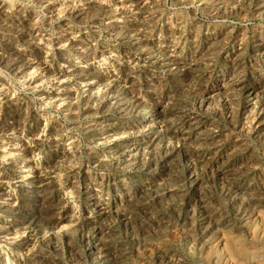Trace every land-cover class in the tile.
Here are the masks:
<instances>
[{
	"label": "rangeland",
	"instance_id": "obj_1",
	"mask_svg": "<svg viewBox=\"0 0 264 264\" xmlns=\"http://www.w3.org/2000/svg\"><path fill=\"white\" fill-rule=\"evenodd\" d=\"M5 1L10 5L8 11L12 21L8 19L5 26H0V47L14 38L15 26L24 28L23 21L32 12L38 18L34 19L38 21L34 22L35 26L41 27V31L38 28V36L42 35L47 53L50 50L53 55H45L47 62L53 63V70L47 72L39 65V59H35L36 68H32L35 71L30 69L28 76L17 77L19 72H12L0 62V76L3 78L0 77V103H3L0 104L3 116L0 114V127L5 126L0 129V141L4 142H0V264H103L105 261V264H264V0H160L155 4L148 1L150 5L147 3L144 7L138 3L139 0H93L113 13L115 11L124 30L113 37L107 32L106 25L96 23L92 17L77 21L71 15V8L68 9L69 0H46L57 6L60 4L56 7L59 11L54 10L55 13L45 6L46 3L41 5V0H12L13 3L10 0L11 4L9 0ZM103 2L108 3L107 6ZM132 10H136L135 14ZM63 19L69 21L64 22ZM66 28L71 29L69 31L76 36L77 42L81 39L90 41V52L94 50L97 53V58L91 63L94 65L92 72L99 78H89V82L82 85L79 75H70L74 67L61 60L62 51L66 49L64 54L71 55L70 60L77 63L80 59L77 55L81 56L83 50L72 47L68 42L58 44V37ZM47 74L54 77L50 79ZM60 77L64 80L67 77L63 84H59ZM61 90L67 96H63V105L59 106L57 99ZM39 92H42L40 96ZM18 115L22 118L20 128L27 125L26 130L6 132L4 129H9L12 119L19 118ZM66 155H70L69 158ZM12 179L17 180L14 183ZM218 202L221 205H216Z\"/></svg>",
	"mask_w": 264,
	"mask_h": 264
},
{
	"label": "bare ground",
	"instance_id": "obj_2",
	"mask_svg": "<svg viewBox=\"0 0 264 264\" xmlns=\"http://www.w3.org/2000/svg\"><path fill=\"white\" fill-rule=\"evenodd\" d=\"M12 1V0H11ZM10 0H9V3L11 2ZM16 1V0H15ZM35 1V0H34ZM38 1V0H37ZM42 1V4L41 5H43V3H46V5L45 6H48V8H49V10L50 9H52L53 11L55 10H57V11H59V8L57 9L56 7H60V4L57 6L55 3H48L46 0H41ZM55 1V0H54ZM60 1V0H59ZM63 1V0H62ZM95 1V0H94ZM101 1V0H100ZM110 1V0H109ZM136 1V0H135ZM148 1L150 2V1H153L154 2V4L155 3H158L160 0H139V2L138 3H140L141 5H142V7H144L147 3H148ZM163 1V0H162ZM180 1V0H179ZM221 1V0H220ZM237 1V0H236ZM20 2V1H19ZM18 2V3H19ZM40 2V1H39ZM53 2V1H52ZM57 2H58V0H57ZM65 2H67V0L65 1ZM99 2V1H98ZM98 2H93V0L92 1H87V0H69L68 1V4H69V6H70V4H71V6L69 7L68 6V9H70L71 8V10H70V12H71V15L77 20V21H82L83 22V20L84 19H86V18H90V17H92V19H94L95 20V22L96 23H98V24H102V25H106V27L108 28V31L107 32H109V34H110V36L111 37H113V35H116L117 33H118V31H121V30H124V28L118 23V21H117V18H116V14H115V11H114V13L111 11V10H109V9H107V7H103V6H100V4H98ZM108 2V1H107ZM112 2V1H111ZM120 2V1H119ZM188 2V1H187ZM191 2H193V1H191ZM195 2V1H194ZM217 2H219V1H217ZM223 2V1H222ZM261 2V1H260ZM12 3H13V1H12ZM32 3V2H31ZM104 3V2H103ZM123 3V2H122ZM135 3V2H134ZM176 3V2H175ZM174 3V4H175ZM179 3V2H178ZM183 3V2H182ZM185 3V2H184ZM199 3V2H198ZM237 3V2H236ZM239 3V2H238ZM256 3V2H255ZM11 4V3H10ZM17 4V3H16ZM65 4V3H64ZM105 4V3H104ZM106 4H108V3H106ZM105 4V5H106ZM110 4V6L112 5L111 3H109ZM128 4V3H127ZM130 4V3H129ZM149 4V3H148ZM202 4V3H201ZM212 4V3H211ZM234 5H235V3H233ZM232 4V5H233ZM13 5V4H12ZM21 5V4H20ZM24 5H26V4H24ZM63 5V4H62ZM62 5H61V7H62ZM115 5V4H114ZM120 5H122V4H120ZM137 5V4H136ZM139 5V4H138ZM150 5V4H149ZM153 5V4H152ZM151 5V6H152ZM157 5V4H156ZM160 5H161V3H160ZM189 5V4H188ZM191 5V4H190ZM198 5H200V4H198ZM204 5V4H203ZM215 5V4H214ZM218 5V4H217ZM223 5V4H222ZM9 4L5 1V0H0V26L1 27H3V26H5V24H6V22H7V20L9 19V11H8V9H9ZM16 6V5H15ZM14 6V7H15ZM44 6V7H45ZM107 6V5H106ZM119 5H117V7H118ZM124 6V5H123ZM126 6V5H125ZM207 6V5H206ZM18 7V6H17ZM22 7V6H21ZM32 7V6H31ZM42 7V6H41ZM65 7V6H64ZM67 7V6H66ZM65 7V8H66ZM112 7V6H111ZM117 7H116V9H117ZM128 7H129V5H128ZM137 8H138V6H136ZM142 7L141 8H139V9H142ZM147 7V6H146ZM154 7V6H153ZM158 7V6H157ZM156 7V8H157ZM181 7V6H180ZM194 7H195V5H194ZM235 7V6H234ZM24 8V7H23ZM27 8V7H26ZM25 8V9H26ZM47 8V7H46ZM46 8H45V10H46ZM64 8V9H65ZM119 8V7H118ZM120 8H124V7H120ZM137 8H132V9H137ZM150 8V7H149ZM160 8V7H159ZM165 8V7H164ZM201 8V7H200ZM208 8V7H207ZM217 8V7H216ZM223 8V7H222ZM17 9V8H16ZM15 9V10H16ZM22 9V8H21ZM28 9V8H27ZM30 9V8H29ZM44 9V8H43ZM115 9V10H116ZM163 9V8H162ZM224 9V8H223ZM231 9V8H230ZM236 9V8H235ZM258 9V8H257ZM15 10H14V12H15ZM32 10V9H31ZM44 10V11H45ZM66 10V9H65ZM123 10V9H122ZM124 10H125V8H124ZM144 10V9H143ZM154 10V9H153ZM156 10V9H155ZM161 10V9H160ZM167 10V9H166ZM205 10V9H204ZM218 10V9H217ZM256 10V9H255ZM34 11V10H33ZM35 11H36V9H35ZM48 11V10H47ZM55 11H54V13H55ZM61 11V10H60ZM67 11V10H66ZM133 11V10H132ZM136 10H134L133 11V13L135 12ZM140 11V10H139ZM145 11H146V9H145ZM151 11V10H150ZM168 11V10H167ZM212 11H214V10H212ZM228 11H229V9H228ZM262 11V10H261ZM18 12V11H17ZM37 12V11H36ZM41 12V11H40ZM42 12H43V10H42ZM62 12V11H61ZM61 12H59V13H61ZM68 12V11H67ZM66 12V13H67ZM117 12V11H116ZM122 12V11H121ZM126 12H127V10H126ZM129 12V11H128ZM149 11H147V13H148ZM165 12V11H164ZM169 12V11H168ZM175 12V11H174ZM220 12V11H219ZM22 13H24V12H22ZM32 13V12H31ZM29 13L30 15L28 16V17H24L23 19H24V28L22 29V27H21V29L19 28V27H17V26H15L14 28H13V30H14V33H15V35L13 36L14 38L13 39H11V40H9V41H5V43H3L2 45H1V47H0V62L1 63H4V64H2V65H4V66H6L7 68H9L12 72L13 71H15V72H19L20 74L19 75H17V77H19L20 75H26L27 74V76H28V72L29 71H31L30 69H32V68H36V67H34V64L36 63V62H34L33 60H35V59H39V65H42L41 67H43V69H45V70H47V72L49 71V72H51L52 70H53V66H52V64L53 63H51V65L47 62V60H46V58H45V55L47 56V54H51V52H49L48 51V53H47V51H46V43H44L43 42V37H42V35L40 34V36H38L39 34H38V28H40V31H41V27H36L35 26V23H37V22H35L34 21V19L35 18H37V17H35L34 15V13ZM58 13V14H59ZM118 13V12H117ZM125 13V12H124ZM137 13H138V11H137ZM143 13V12H142ZM147 13H145L144 12V14L146 15ZM154 13H155V11H154ZM162 13V12H161ZM216 13V12H215ZM12 14V13H11ZM11 14H10V16H11ZM19 14V13H18ZM34 14V15H33ZM47 14V13H46ZM50 14V13H49ZM135 14V13H134ZM157 14V13H156ZM172 14V13H171ZM13 15H15V14H13ZM24 15H25V13H24ZM28 15V14H27ZM54 15V17H55V14H53ZM60 15V14H59ZM70 15V14H69ZM125 15H127V13L125 14ZM137 15V14H136ZM136 15H134V17L136 16ZM148 15V14H147ZM167 16H168V14H166ZM170 15V14H169ZM180 15V14H179ZM215 15V14H214ZM260 15V14H259ZM262 15V14H261ZM260 15V16H261ZM20 16H21V14H20ZM50 16V15H49ZM56 16H57V14H56ZM62 16V15H61ZM120 16V15H119ZM121 16H122V14H121ZM131 16H133V15H131ZM174 16V15H173ZM172 16V17H173ZM176 16V15H175ZM21 17H23V15L21 16ZM21 17H20V19H21ZM46 17V16H45ZM48 17V16H47ZM52 17V16H51ZM118 17V16H117ZM143 16H141V18H142ZM152 17V16H151ZM156 17V16H155ZM170 17V16H169ZM179 17H181V16H179ZM124 18V17H123ZM140 18V19H141ZM144 18V17H143ZM146 18V17H145ZM148 18V17H147ZM153 18V17H152ZM176 18V17H175ZM178 18V17H177ZM182 18V17H181ZM18 19H19V17H18ZM38 19V18H37ZM46 19V18H45ZM50 19V18H49ZM48 19V20H49ZM55 19V18H54ZM71 19V18H70ZM130 19V18H129ZM157 18H155V20H156ZM170 19H172L171 17H170ZM174 19V18H173ZM172 19V20H173ZM9 20H11V17H10V19ZM36 20V19H35ZM51 20H52V18H51ZM64 20V19H63ZM67 21H69L68 19H66ZM66 20H64V22H66ZM120 20V19H119ZM122 20V19H121ZM149 20H150V18H149ZM148 20V21H149ZM154 20V21H155ZM160 20H161V18H160ZM175 20V19H174ZM180 20V19H179ZM12 21V20H11ZM10 21V22H11ZM17 20H15L14 22H16ZM77 21H75V22H77ZM85 21V20H84ZM128 21V20H127ZM134 21V20H133ZM141 21V20H140ZM145 21V20H144ZM147 21V22H148ZM153 21V20H152ZM167 21V20H166ZM165 21V22H166ZM175 21H178V19L177 20H175ZM22 22V23H23ZM35 22V23H34ZM59 22V21H58ZM57 22V23H58ZM170 22H171V20H170ZM179 22H181V21H179ZM8 23V22H7ZM18 23V22H17ZM21 23V22H20ZM46 23V22H45ZM50 23V22H49ZM62 23V22H61ZM68 23V22H67ZM92 23V22H91ZM126 23V22H125ZM129 23V22H128ZM186 23V22H185ZM200 23V22H199ZM10 24V23H9ZM15 24V23H14ZM46 24H48V23H46ZM52 24V23H51ZM65 24V23H64ZM77 24V23H76ZM83 25H84V23H82ZM145 24H147V23H145ZM157 24V23H156ZM175 24V23H174ZM182 24V23H181ZM20 25V24H19ZM22 25V24H21ZM44 25V24H43ZM49 25V24H48ZM63 25V24H62ZM69 25V24H68ZM75 25V24H74ZM94 25V24H93ZM133 25V24H132ZM141 25V24H140ZM139 25V26H140ZM151 25V24H150ZM164 25H166V23L164 24ZM164 25H163V27H164ZM198 25V24H197ZM70 26V25H69ZM72 26V25H71ZM86 26V25H85ZM126 26V25H125ZM124 26V27H125ZM134 26V25H133ZM136 26V25H135ZM134 26V27H135ZM181 26V25H180ZM185 26V25H184ZM187 26V25H186ZM194 26V25H193ZM8 27V26H7ZM47 27V26H46ZM49 27V26H48ZM47 27V28H48ZM52 27H54L53 25H52ZM102 27V26H101ZM129 27V26H128ZM131 27V26H130ZM150 27H152V26H150ZM169 27V26H168ZM168 27H165V28H168ZM192 27V26H191ZM195 27H197V26H195ZM202 27V26H201ZM200 27V28H201ZM45 27L43 26V29H44ZM46 28V29H47ZM80 28V27H79ZM78 28V29H79ZM82 28V27H81ZM105 28V27H104ZM137 28V27H136ZM144 28V27H143ZM142 28V29H143ZM152 28H154V27H152ZM152 28H150V29H152ZM157 28V27H156ZM172 28H173V26H172ZM193 28V27H192ZM203 28V27H202ZM2 29V28H1ZM11 29H12V27H11ZM58 29H60V28H58ZM74 29V28H73ZM83 29V28H82ZM93 29H95L94 27H93ZM92 29V30H93ZM161 29V28H160ZM159 29V30H160ZM169 29V28H168ZM182 29V28H181ZM188 29V28H187ZM194 29V28H193ZM3 30H5V27H4V29ZM12 30V31H13ZM69 30H71V29H64L63 30V35L62 36H60V37H58V44H65V42H68L72 47H74V48H79L80 49V51L81 50H83V52L80 54L81 56H78L77 55V57L79 58L80 57V59H79V62H77V63H75V61L73 60V59H71L70 60V56H66V54H68V53H66V54H64V51H66V49L64 50V51H62L63 52V54H61V60H64V61H66L67 63H69V65L70 66H72V67H74L73 68V73L71 72L70 73V75H73V74H75L76 76L77 75H79V78L78 79H81L83 82L81 83L82 85H83V83H85V84H87L89 81L88 80H90V79H93V78H99V77H97L93 72H92V69H93V66H91V63H92V61L93 60H95L96 58H97V53L93 50V52H90V49H91V46L92 45H90V41L88 42L87 40H83V39H81L80 40V42H77V40L75 39V37L72 35V32H70ZM91 30V31H92ZM131 30V29H130ZM136 30V29H135ZM145 30V29H144ZM185 30V29H184ZM197 30V29H196ZM2 31V30H1ZM50 31V30H49ZM73 31V30H72ZM80 31V30H79ZM87 31V30H86ZM95 31V30H94ZM96 31H97V29H96ZM99 31H100V29H99ZM105 31V30H104ZM103 31V32H104ZM126 31V30H125ZM132 31V30H131ZM161 31H162V29H161ZM182 31V30H181ZM201 31V30H200ZM4 32V31H3ZM8 32V31H7ZM6 32V33H7ZM42 32H44V31H42ZM62 32V31H61ZM78 32V31H77ZM89 32V31H88ZM124 32V31H123ZM172 32H174V31H172ZM175 32H176V30H175ZM1 33V32H0ZM48 33V32H47ZM55 33V32H54ZM59 33V32H58ZM75 33V32H74ZM80 33V32H79ZM84 33V32H83ZM101 33V32H100ZM139 33V32H138ZM154 33V32H153ZM168 33H170V32H168ZM202 33V32H201ZM4 34V33H3ZM53 34V33H52ZM60 34V33H59ZM58 34V35H59ZM77 34V33H76ZM94 34V33H93ZM104 34V33H103ZM108 34V35H109ZM119 34H121V33H119ZM129 34V33H128ZM131 34V33H130ZM140 34V33H139ZM138 34V35H139ZM147 34V33H146ZM145 34V35H146ZM149 34V33H148ZM160 34V33H159ZM172 34H174V33H172ZM198 34V33H197ZM11 35V34H10ZM78 35V34H77ZM92 35V34H91ZM141 35V34H140ZM155 35V34H154ZM170 35V34H169ZM179 35V34H178ZM183 35V34H182ZM196 35V34H195ZM5 36V35H4ZM12 36V35H11ZM51 36V35H50ZM80 36H81V34H80ZM98 36H99V34H98ZM97 36V37H98ZM117 36V35H116ZM136 36V35H135ZM134 36V37H135ZM148 36V35H147ZM153 36V35H152ZM181 36V35H180ZM194 36V35H193ZM95 37V36H94ZM118 37H120V36H118ZM125 37H126V35H125ZM151 37V36H150ZM164 37V36H163ZM175 37V36H174ZM5 38V37H4ZM3 38V39H4ZM55 38H56V36H55ZM83 38H85V37H83ZM122 38H123V36H122ZM127 38V37H126ZM125 38V39H126ZM153 38V37H152ZM162 38V37H161ZM168 38V37H167ZM169 38H171V37H169ZM182 38V37H181ZM45 39H46V37H45ZM44 39V40H45ZM50 39V38H49ZM92 39V38H91ZM103 39V38H102ZM105 39V38H104ZM103 39V40H104ZM113 39V38H112ZM120 39V38H119ZM131 39H132V37H131ZM147 39V38H146ZM155 39V38H154ZM159 39V38H158ZM157 39V40H158ZM175 39V38H174ZM47 40H48V35H47ZM89 40V39H88ZM101 40V39H100ZM123 40V39H122ZM143 40V39H142ZM161 40V39H160ZM197 40V39H196ZM49 41V40H48ZM56 41V40H55ZM111 41V40H110ZM114 41V40H113ZM115 41H117V40H115ZM124 41V40H123ZM127 41V40H126ZM137 41H139V40H137ZM141 41V40H140ZM168 41V40H167ZM179 41V40H178ZM4 42V41H3ZM45 42H47V41H45ZM50 42V41H49ZM54 42V41H53ZM102 42V41H101ZM100 42V43H101ZM131 42V41H130ZM129 41H128V43H130ZM147 42V41H146ZM149 42V41H148ZM173 42V41H172ZM68 43H66L67 45H69ZM113 43V42H112ZM117 43V42H116ZM169 43V42H168ZM48 44V43H47ZM51 44H52V42H51ZM97 44V43H96ZM136 44V43H135ZM162 44V43H161ZM176 44V43H175ZM174 44V46L176 47V45ZM177 44H178V42H177ZM50 45V44H49ZM67 45H65V46H67ZM98 45H99V43H98ZM110 45V44H109ZM114 45H115V43H114ZM139 45V44H138ZM150 45V44H149ZM154 45V44H153ZM182 45V44H181ZM210 45V44H209ZM51 46V45H50ZM53 46V45H52ZM56 46H58V45H56L55 44V47ZM60 46V45H59ZM97 46V45H96ZM158 46V45H157ZM172 46V45H171ZM211 46H212V44H211ZM62 47H64V46H62ZM62 47H61V49H62ZM146 47V46H145ZM149 47V46H148ZM178 47V46H177ZM192 47H193V45H192ZM49 48V47H48ZM51 48V47H50ZM65 48V47H64ZM63 48V49H64ZM101 48V47H100ZM99 48V49H100ZM113 48V47H112ZM115 48V47H114ZM113 48V49H114ZM123 48V47H122ZM131 48V47H130ZM147 48V47H146ZM150 48V47H149ZM171 48H173V47H171ZM179 48H180V46H179ZM220 48V47H219ZM84 49L87 51H84ZM104 49V48H103ZM163 49H164V47H163ZM199 49V48H198ZM222 49V48H221ZM60 50V49H59ZM76 50V49H75ZM101 50V49H100ZM106 50V49H105ZM104 50V51H105ZM122 50V49H121ZM126 50H128V49H126ZM204 50V49H203ZM79 51V52H80ZM111 51V50H110ZM142 51L144 52V50L142 49ZM152 51H154V50H152ZM181 51V50H180ZM184 51V50H183ZM56 52V51H55ZM60 52V51H59ZM68 52V51H67ZM70 52V51H69ZM71 52H72V50H71ZM70 52V53H71ZM76 52V51H75ZM108 52V51H107ZM119 52V51H118ZM128 52V51H127ZM131 52V51H130ZM134 52V51H133ZM151 52V51H150ZM168 52V51H167ZM199 52V51H198ZM69 53V54H70ZM111 53H113V51L111 52ZM111 53H110V55H111ZM153 53V52H152ZM155 53V52H154ZM153 53V54H154ZM159 53V52H158ZM170 53V52H169ZM173 53V52H172ZM207 53V52H206ZM209 53V52H208ZM73 54V53H72ZM119 54V53H118ZM141 54V53H140ZM157 54V53H156ZM174 54V53H173ZM186 54V53H185ZM52 55V54H51ZM103 55V54H102ZM120 55V54H119ZM137 55V54H136ZM149 55V54H148ZM170 55V54H169ZM53 56V55H52ZM76 56V55H75ZM74 56V57H75ZM117 56V55H116ZM128 56V55H127ZM154 56V55H153ZM160 56V55H159ZM211 56V55H210ZM49 57H51V56H49ZM110 57V56H109ZM114 57V56H113ZM112 57V58H113ZM120 57H122V56H120ZM140 57V56H139ZM156 57V56H155ZM167 57V56H166ZM172 57V56H171ZM178 57V56H177ZM180 57V56H179ZM59 58V57H58ZM77 58V59H78ZM99 58V57H98ZM105 58V57H104ZM116 58V57H115ZM119 58V57H118ZM138 58V57H137ZM146 58V57H145ZM54 59H55V57H54ZM123 59V58H122ZM128 59V58H127ZM139 59V58H138ZM165 59V58H164ZM163 59V60H164ZM170 59V58H169ZM214 59V58H213ZM51 60V59H50ZM53 60V59H52ZM103 60V59H102ZM108 60H110L109 58H108ZM107 60V61H108ZM115 60V59H114ZM118 61H119V59H117ZM134 60V59H133ZM142 60H143V58H142ZM150 60V59H149ZM148 60V61H149ZM152 60V59H151ZM175 60V59H174ZM210 60V59H209ZM57 61V60H56ZM60 61V60H59ZM101 61V60H100ZM104 61V60H103ZM113 61V60H112ZM129 61V60H128ZM132 61V60H131ZM130 61V62H131ZM137 61V60H136ZM189 61V60H188ZM199 61V60H198ZM207 61V60H206ZM38 62V61H37ZM66 62H65V64H66ZM97 62V61H96ZM106 62V61H105ZM150 62V61H149ZM193 62H195V61H193ZM203 62V61H202ZM209 62H211V61H209ZM0 63V64H1ZM98 63V62H97ZM96 63V64H97ZM102 63V62H101ZM120 63H121V61H120ZM124 63V62H123ZM128 63V62H127ZM139 63V62H138ZM179 63V62H178ZM197 63V62H196ZM199 63V62H198ZM197 63V64H198ZM213 63V62H212ZM64 64V65H65ZM93 64V63H92ZM142 64V63H141ZM147 64V63H146ZM153 64V63H152ZM191 64V63H190ZM38 65V64H37ZM37 65H35V66H37ZM56 65V64H55ZM63 65V66H64ZM68 65V66H69ZM128 65V64H127ZM126 65V66H127ZM130 65V64H129ZM133 65V64H132ZM154 65V64H153ZM58 66H59V64H58ZM67 66V67H68ZM98 66V65H97ZM112 66V65H111ZM124 66V65H123ZM137 66V65H136ZM173 66V65H172ZM171 66V67H172ZM187 66H188V64H187ZM204 66V65H203ZM39 67V66H38ZM40 67V69H42ZM95 67H96V65H95ZM113 67V66H112ZM120 67V66H119ZM141 67V66H140ZM152 67V66H151ZM157 67V66H156ZM163 67V66H162ZM161 67V68H162ZM170 67V68H171ZM183 67V66H182ZM4 68V67H3ZM70 68V67H69ZM97 68V67H96ZM101 68V67H100ZM116 68V67H115ZM132 68H134V67H132ZM138 68V67H137ZM160 68V69H161ZM188 68V67H187ZM34 69H32V70H34ZM59 69V68H58ZM62 69V68H61ZM99 69V68H98ZM97 69V70H98ZM111 69V68H110ZM125 69V68H124ZM150 69V68H149ZM151 69H153V68H151ZM157 69V68H156ZM175 69V68H174ZM181 69V68H180ZM0 70H1V68H0ZM5 70V69H4ZM7 70V69H6ZM37 70V69H36ZM109 70V69H108ZM112 70H114V69H112ZM131 70V69H130ZM162 70H164L163 68H162ZM165 70H166V68H165ZM169 70V69H168ZM177 70V69H176ZM8 71V70H7ZM35 71V70H34ZM33 71V72H34ZM39 71V70H38ZM37 71V72H38ZM58 71V70H57ZM72 71V70H71ZM94 71V70H93ZM105 71V70H104ZM116 71V70H115ZM114 71V72H115ZM119 71V70H118ZM191 71V70H190ZM197 71V70H196ZM207 71V70H206ZM32 72V73H33ZM41 72H43V71H40V73ZM95 72H97V71H95ZM103 72V71H102ZM106 72V71H105ZM112 72V71H111ZM126 72V71H125ZM163 72H165V71H163ZM200 72V71H199ZM204 72V71H203ZM209 72V71H208ZM5 73V72H4ZM39 73V74H40ZM110 73V72H109ZM178 73V72H177ZM185 73V72H184ZM183 73V74H184ZM192 73V72H191ZM207 73V72H206ZM1 74V73H0ZM34 74V73H33ZM38 74V73H37ZM38 74V75H39ZM45 74V73H44ZM49 74V73H48ZM47 74V75H48ZM99 74V73H98ZM117 74V73H116ZM182 74V73H181ZM3 75V74H2ZM35 75H36V72H35ZM51 76H49V78L51 79V77H52V74H50ZM59 75H60V73H59ZM63 75V74H62ZM87 75H91V77H86ZM109 75V74H108ZM115 75V74H114ZM120 75V74H119ZM153 75V74H152ZM23 76V77H24ZM32 76V75H31ZM31 76H29V77H31ZM40 76V75H39ZM38 76V77H39ZM47 76V77H48ZM57 76V75H56ZM61 76V75H60ZM68 76V75H67ZM105 76V75H104ZM171 76V75H170ZM184 76V75H183ZM187 76V75H186ZM202 76V75H201ZM1 78H2V76H0ZM43 77V74H42V76H41V78ZM54 77V76H53ZM52 77V78H53ZM103 77V76H102ZM115 77H117V76H115ZM119 77V76H118ZM125 77V76H124ZM157 77V76H156ZM191 77V76H190ZM7 78V77H6ZM26 78V77H25ZM58 78V77H57ZM65 78V80L64 79H61V77H60V79H59V84H63V82H65L66 81V79H67V77H64ZM70 78V77H69ZM90 78V79H89ZM103 78H105V77H103ZM111 78V77H110ZM109 78V79H110ZM176 78V77H175ZM3 79V78H2ZM19 79H21V78H19ZM27 79H28V77H27ZM32 79H33V77H32ZM43 79H46L45 77L43 78ZM49 79V80H50ZM55 80H56V78H54ZM108 79V78H107ZM191 79V78H190ZM194 79H196V78H194ZM200 79V78H199ZM6 80V79H5ZM24 80H26V79H24ZM39 80V79H38ZM48 80V79H47ZM95 80H97V79H95ZM94 80V81H95ZM103 80V79H102ZM106 80V79H105ZM197 80V79H196ZM196 80H194V81H196ZM3 81V80H2ZM22 81H23V78H22ZM29 81V80H28ZM27 81V82H28ZM40 81V80H39ZM41 81H42V79H41ZM54 81V80H53ZM52 81V82H53ZM91 81H93V80H91ZM104 81V80H103ZM108 81V80H107ZM191 81V80H190ZM232 81V80H231ZM26 82V83H27ZM57 82V81H56ZM71 82V81H70ZM74 82V81H73ZM100 82H102V81H100ZM124 82H126V81H124ZM192 82V81H191ZM242 82V81H241ZM6 83H7V81H6ZM29 83V82H28ZM39 83V82H38ZM45 83V82H44ZM46 83H48V82H46ZM80 83V82H79ZM95 83V82H94ZM3 84V83H2ZM14 84V83H13ZM52 84V83H51ZM50 84V85H51ZM56 84H58V83H56ZM55 84V85H56ZM67 84H69V83H67ZM66 84V85H67ZM75 84H77V83H75ZM92 84V83H91ZM110 84V83H109ZM130 84V83H129ZM234 84V83H233ZM40 85V84H39ZM47 85V84H46ZM54 85V84H53ZM73 85V84H72ZM82 85H80V86H82ZM0 86H2V85H0ZM6 86V85H5ZM36 86H38V85H36ZM75 86V85H74ZM97 86V85H96ZM102 86V85H101ZM101 86H98V87H101ZM112 86V85H111ZM113 86H115L114 84H113ZM130 86H132V85H130ZM129 86V87H130ZM236 86V85H235ZM11 87V86H10ZM9 87V88H10ZM46 87V86H45ZM56 87V86H55ZM59 87V86H58ZM63 87H65L64 85H63ZM68 87V86H67ZM76 87V86H75ZM91 87V86H90ZM223 87H226V86H223ZM32 88V87H31ZM38 88V87H37ZM42 88H44V87H42ZM49 88V87H48ZM52 88V87H51ZM50 88V89H51ZM54 88V87H53ZM66 88V87H65ZM79 88V87H78ZM77 88V89H78ZM86 88H88V87H86ZM109 88H110V86H109ZM126 88V87H125ZM133 88V87H132ZM233 88H234V86H233ZM232 88V89H233ZM252 88V87H251ZM5 89V88H4ZM49 89V90H50ZM64 89V88H63ZM75 89V88H74ZM253 89V88H252ZM1 90V89H0ZM42 90V89H41ZM48 90V89H47ZM83 90V89H82ZM81 90V91H82ZM133 90V89H132ZM239 90V89H238ZM254 90V89H253ZM57 91V90H56ZM59 91V90H58ZM91 91V90H90ZM92 91H93V89H92ZM96 91H98V88H97V90ZM3 92V91H2ZM8 92H11V91H9L8 90ZM44 92V91H43ZM63 91L61 90V94H59V97H58V101H59V106H61V105H63L62 104V102H63V99H65V98H63V96L65 97V96H67V94H64V93H62ZM65 92V91H64ZM74 92H76V91H74ZM106 91L104 90V93H105ZM111 92V91H110ZM188 92V91H187ZM40 93V92H39ZM42 93V92H41ZM41 93L39 94V96L41 95ZM49 93H50V91H49ZM49 93H48V95H49ZM53 93V92H52ZM57 93V92H56ZM66 93V92H65ZM114 93V92H113ZM112 93V94H113ZM179 93V92H178ZM3 94V93H2ZM12 94V93H11ZM15 94V93H14ZM54 94V93H53ZM52 94V95H53ZM57 94V95H58ZM74 94V93H73ZM76 94V93H75ZM85 94H86V92H85ZM95 94V93H94ZM107 94H109V93H107ZM119 94V93H118ZM258 94V93H257ZM5 95V94H4ZM18 95H20V94H18ZM45 95H47V94H45ZM51 95V94H50ZM72 95V94H71ZM124 95V94H123ZM178 95V94H177ZM84 96V95H83ZM101 96V95H100ZM99 96V97H100ZM5 97V96H4ZM14 97V96H13ZM17 97V96H16ZM20 97V96H19ZM42 97V96H41ZM41 97H39V98H41ZM44 97V96H43ZM74 97H75V95H74ZM82 97V96H81ZM85 97V96H84ZM95 97V96H94ZM107 97V96H106ZM2 98V97H1ZM1 98H0V100H1ZM27 98V97H26ZM25 98V99H26ZM76 98V97H75ZM74 98V99H75ZM98 98V97H97ZM101 98V97H100ZM110 98H113V96L112 97H110ZM117 98H118V95H117ZM218 98H220V97H218ZM5 99H7V98H5ZM11 99H13V98H11ZM10 99V100H11ZM15 99V98H14ZM21 99V98H20ZM24 99V98H23ZM24 99V100H25ZM29 99V98H28ZM42 99V98H41ZM91 99V98H90ZM90 99H88L87 101H89ZM99 99V98H98ZM125 99V98H124ZM180 99V98H179ZM47 100H48V98H47ZM56 100V99H55ZM70 99H68V101H69ZM76 100V99H75ZM79 100V99H78ZM102 100V99H101ZM107 100V99H106ZM105 100V101H106ZM185 100V99H184ZM257 100V99H256ZM18 101H19V99H18ZM23 101V100H22ZM29 101V100H28ZM50 101H52V100H50ZM58 101H57V103H58ZM66 101V100H65ZM108 101H110L109 99H108ZM117 101V100H116ZM181 101H182V99H181ZM181 101H180V103H181ZM190 101V100H189ZM207 101V100H206ZM5 102V101H4ZM10 104H11V101H8ZM43 102V101H42ZM54 102V101H53ZM67 102V101H66ZM65 102V103H66ZM98 102V101H97ZM101 102V101H100ZM113 102V101H112ZM124 102V101H123ZM171 102V101H170ZM251 102V101H250ZM2 103V102H1ZM0 103V104H1ZM5 103H7V102H5ZM29 103V102H28ZM48 103V102H47ZM55 103V102H54ZM104 103V102H103ZM172 103V102H171ZM177 103V102H176ZM185 103V102H184ZM3 104V103H2ZM15 104V103H14ZM25 104H27V103H25ZM68 104V103H67ZM71 104V103H70ZM73 104V103H72ZM71 104V105H72ZM121 104V103H120ZM208 104V103H207ZM5 105V104H4ZM16 105V104H15ZM51 105V104H50ZM53 105V104H52ZM51 105V106H52ZM66 105V104H65ZM71 105H69V106H71ZM89 105V104H88ZM97 105V104H96ZM114 105V104H113ZM129 105H130V103H129ZM191 105V104H190ZM6 106V105H5ZM9 106H11V105H9ZM21 106V105H20ZM28 106H30V104L28 105ZM54 106V105H53ZM57 106H58V104H57ZM78 106V105H77ZM93 106V105H92ZM91 106V107H92ZM98 106V105H97ZM102 106V105H101ZM101 106H100V108H101ZM15 107V106H14ZM17 107V106H16ZM19 107V106H18ZM33 107V106H32ZM47 107V106H46ZM79 107V106H78ZM77 107V108H78ZM90 106H88V107H86V108H89ZM94 107V106H93ZM96 107V106H95ZM94 107V108H95ZM111 107V106H110ZM3 108V107H2ZM27 108H29V107H27ZM34 108V107H33ZM51 108V107H50ZM57 108V107H56ZM64 108V107H63ZM76 108V107H75ZM93 108V109H94ZM114 108V107H113ZM116 108V107H115ZM129 108V107H128ZM6 109V108H5ZM11 109V108H10ZM25 109H26V107H25ZM35 109H36V107H35ZM69 108H67V110H68ZM71 109V108H70ZM74 109V108H73ZM79 109V108H78ZM98 109V108H97ZM103 109V108H102ZM142 109V108H141ZM172 109V108H171ZM178 109V108H177ZM21 110H23V109H21ZM89 110V109H88ZM122 110V109H121ZM157 110V109H156ZM166 110V109H165ZM10 111V110H9ZM18 111V110H17ZM23 111H25V110H23ZM29 111V109L27 110V112ZM34 111V110H33ZM66 111V110H65ZM64 111V112H65ZM82 111V110H81ZM107 111V110H106ZM105 111V112H106ZM179 111V110H178ZM188 111V110H187ZM5 112V111H4ZM11 112V111H10ZM13 112V111H12ZM70 112V111H69ZM84 112V111H83ZM82 112V113H83ZM101 112V111H100ZM145 112V111H144ZM184 112V111H183ZM254 112V111H253ZM252 112V113H253ZM22 113V112H21ZM24 113V112H23ZM35 113V112H34ZM38 113V112H37ZM85 113V112H84ZM91 113V112H90ZM109 113L111 114V113H113V112H110L109 111ZM119 113V112H118ZM121 113V112H120ZM128 113V112H127ZM141 113V112H140ZM163 113V112H162ZM171 113V112H170ZM176 113V112H175ZM197 113V112H196ZM251 113V114H252ZM258 113V112H257ZM1 114V116H2V113H0ZM8 114V113H7ZM20 114V113H19ZM27 114V113H26ZM29 114V113H28ZM68 114V113H67ZM70 114V113H69ZM68 114V115H69ZM107 114V113H106ZM189 114H191V113H189ZM194 114V113H193ZM256 114V113H255ZM6 115V114H5ZM9 115V114H8ZM13 115V114H12ZM22 115H24V114H22ZM32 115V114H31ZM67 115V116H68ZM97 115H98V113H97ZM150 115V114H149ZM162 115V114H161ZM192 115V114H191ZM199 115V114H198ZM250 115V114H249ZM14 116V115H13ZM20 115H18V117H19ZM30 116V115H29ZM71 116V115H70ZM91 116V115H90ZM89 116V117H90ZM102 116H103V113H102ZM143 116V115H142ZM156 116V115H155ZM201 116V115H200ZM204 116V115H203ZM208 116V115H207ZM211 116V115H210ZM255 116V115H254ZM3 117V116H2ZM8 117V116H7ZM22 117V116H21ZM38 117H39V115H38ZM76 117H77V115H76ZM93 117H94V115H93ZM99 117V116H98ZM107 117V116H106ZM127 117V116H126ZM157 117V116H156ZM161 117V116H160ZM188 117V116H187ZM253 117V116H252ZM25 118H26V116H25ZM36 118V117H35ZM79 118V117H78ZM96 118V117H95ZM143 118V117H142ZM186 118V117H185ZM206 118H208V117H206ZM246 118V117H245ZM248 118V117H247ZM250 118V117H249ZM263 118V117H262ZM1 119V118H0ZM4 119V118H3ZM6 119V118H5ZM10 119V118H9ZM20 119H22V118H15V119H12L13 120V122H12V124H10V128L9 129H4L6 132H8L9 130H10V132L12 131V132H14V131H17L18 132V130L20 129H22V128H25V127H22V128H20V126H21V121H20ZM42 119V118H41ZM70 119V118H69ZM76 119V118H75ZM84 118H82V120H83ZM93 119V118H92ZM184 119V118H183ZM211 119V118H210ZM213 119V118H212ZM253 118H251V120H252ZM257 119V118H256ZM261 119V118H260ZM27 120H29V119H27ZM32 120V119H31ZM81 119H79V121H80ZM101 120V119H100ZM110 120V119H109ZM202 120V119H201ZM244 120V119H243ZM40 121V120H39ZM77 121V120H76ZM91 121V120H90ZM96 121V120H95ZM106 121V120H105ZM142 121H143V119H142ZM150 120H148V122H149ZM153 121V120H152ZM151 121V122H152ZM158 121V120H157ZM160 121H162V120H160ZM181 121V120H180ZM184 121V120H183ZM191 121V120H190ZM189 121V122H190ZM260 121H262V120H260ZM259 121V122H260ZM6 123L8 122L7 120L5 121ZM26 122V121H25ZM24 122V123H25ZM42 122V121H41ZM100 122V121H99ZM104 122V121H103ZM167 122V121H166ZM182 122V121H181ZM188 122V121H187ZM257 123H258V121H256ZM23 123V124H24ZM36 123V122H35ZM85 123H86V121H85ZM92 123V122H91ZM157 123V122H156ZM214 123V122H213ZM29 124V123H28ZM43 124H44V122H43ZM93 124V123H92ZM99 124H101V123H99ZM179 124V123H178ZM185 124V123H184ZM210 124H212V123H210ZM3 125V124H2ZM6 125V124H5ZM25 125V124H24ZM34 125V124H33ZM33 125H31V126H33ZM38 125V124H37ZM40 125V124H39ZM146 125V124H145ZM159 125H161V124H159ZM165 125V124H164ZM186 125H188V124H186ZM199 125V124H198ZM203 125V124H202ZM208 125V124H207ZM215 125V124H214ZM263 125H264V123H263ZM1 126V125H0ZM30 126V125H29ZM30 126V127H31ZM45 126V125H44ZM93 126V125H92ZM98 126V125H97ZM189 126V125H188ZM201 126V125H200ZM5 127V126H4ZM4 127H0V129L1 128H4ZM9 127V126H8ZM28 127V126H27ZM36 127V126H35ZM43 127V126H42ZM46 127V126H45ZM85 127V126H84ZM88 127V126H87ZM87 127H86V129H87ZM262 127V126H261ZM264 127V126H263ZM152 128V127H151ZM151 128H149V129H151ZM154 128V127H153ZM161 128H162V126H161ZM205 128V127H204ZM207 128V127H206ZM28 129V128H27ZM31 129V128H30ZM38 129V128H37ZM41 129H43V128H41ZM102 129V128H101ZM119 129V128H118ZM146 129V128H145ZM157 129H158V127H157ZM174 129V128H173ZM190 129V128H189ZM25 130H26V128H25ZM36 130V129H35ZM44 130V129H43ZM132 130V129H131ZM147 130V129H146ZM177 130H178V128H177ZM187 130V129H186ZM4 131V132H5ZM31 131V130H30ZM34 131V130H33ZM38 131V130H37ZM36 131V132H37ZM42 131V130H41ZM59 131V130H58ZM62 131V130H61ZM91 131V130H90ZM171 131H173V130H171ZM201 131V130H200ZM1 132V131H0ZM10 132H8V133H10ZM35 132V133H36ZM40 132V131H39ZM57 132V131H56ZM167 132H169V131H167ZM199 132V131H198ZM28 133V132H27ZM99 133V132H98ZM159 133H160V131H159ZM191 133V132H190ZM214 133V132H213ZM256 133V132H255ZM12 134V133H11ZM17 134V133H16ZM19 134V133H18ZM17 134V135H18ZM29 134V133H28ZM60 134V133H59ZM162 134V133H161ZM174 134V133H173ZM198 134V133H197ZM1 135V134H0ZM13 135V134H12ZM32 135V134H31ZM30 135V136H31ZM42 135V134H41ZM40 135V136H41ZM120 135V134H119ZM142 135V134H141ZM160 135V134H159ZM172 135V134H171ZM179 135V134H178ZM182 135V134H181ZM186 135V134H185ZM4 136V135H3ZM9 136V135H8ZM7 136V137H8ZM22 136V135H21ZM20 136V137H21ZM24 136H26V135H24ZM30 136H29V139H30ZM35 136V135H34ZM39 136V137H40ZM131 136V135H130ZM137 136V135H136ZM193 136V135H192ZM197 136V135H196ZM2 137V136H1ZM16 137V136H15ZM14 137V138H15ZM18 137V136H17ZM27 137V136H26ZM36 137V136H35ZM38 137V138H39ZM147 137H148V135H147ZM153 137V136H152ZM151 137V138H152ZM184 137V136H183ZM190 137V136H189ZM206 137V136H205ZM213 137V136H212ZM24 138V137H23ZM62 138V137H61ZM7 139V138H6ZM16 139V138H15ZM29 139H27V140H29ZM32 139V138H31ZM30 139V140H31ZM33 139H34V137H33ZM37 139V138H36ZM40 139V138H39ZM64 139V138H63ZM164 139V138H163ZM170 139V138H169ZM200 139V138H199ZM202 139V138H201ZM205 139V138H204ZM215 139V138H214ZM4 140V139H3ZM21 140V139H20ZM23 140V139H22ZM21 140V141H22ZM30 140H29V142H30ZM56 140V139H55ZM74 140V139H73ZM156 140V139H155ZM188 140V139H187ZM210 140V139H209ZM213 140V139H212ZM2 141V140H1ZM0 141V142H1ZM35 141V140H34ZM134 141V140H133ZM214 141V140H213ZM5 142H6V140H5ZM10 143V141H7V143ZM26 142H28V141H26ZM43 142V141H42ZM54 142V141H53ZM58 142H59V140H58ZM79 142V141H78ZM152 142H153V140H152ZM198 142V141H197ZM205 142H206V140H205ZM216 142V141H215ZM1 143H4L3 141L1 142ZM17 143V142H16ZM23 143V142H22ZM34 143V142H33ZM33 143H30V144H33ZM160 143H162V142H160ZM183 143H185L184 141H183ZM182 143V144H183ZM219 143V142H218ZM24 144V143H23ZM29 144V145H30ZM37 144V143H36ZM215 144V143H214ZM15 145V144H14ZM24 145H27V144H24ZM59 145V144H58ZM68 145V144H67ZM89 145V144H88ZM187 145V144H186ZM216 145V144H215ZM219 145V144H218ZM239 145V144H238ZM2 146V145H1ZM9 146V145H8ZM16 146V145H15ZM35 146V145H34ZM50 146V145H49ZM52 146V145H51ZM57 146V145H56ZM69 146H70V144H69ZM151 146V145H150ZM12 147H14V146H12ZM44 147H45V145H44ZM63 147V146H62ZM67 147V146H66ZM125 147V146H124ZM152 147V146H151ZM213 147H215V146H213ZM240 147V146H239ZM244 147H246V146H244ZM249 147V146H248ZM4 148H6V147H4ZM15 148V147H14ZM38 148V147H37ZM36 148V149H37ZM42 148V147H41ZM76 148V147H75ZM241 148V147H240ZM250 148V147H249ZM18 149H19V147H18ZM44 149V148H43ZM50 149V148H49ZM65 149V148H64ZM64 149H63V152H64ZM133 149V148H132ZM241 149H243V148H241ZM22 150H23V148H22ZM34 150V149H33ZM55 150V149H54ZM75 150V149H74ZM175 150V149H174ZM201 150H202V148H201ZM200 150V151H201ZM244 150V149H243ZM10 151V150H9ZM8 151V152H9ZM14 151H15V149H14ZM16 151H18V150H16ZM28 151V150H27ZM43 151V150H42ZM58 151V150H57ZM195 151V150H194ZM198 151V150H197ZM236 151V150H235ZM242 151V150H241ZM248 151V150H247ZM254 151V150H253ZM259 151V150H258ZM52 152V151H51ZM66 152V151H65ZM71 152V151H70ZM126 152V151H125ZM174 152V151H173ZM186 152V151H185ZM237 152H238V150H237ZM246 152V151H245ZM6 153V152H5ZM12 153V152H11ZM21 153H22V151H21ZM35 153V152H34ZM39 153H40V151H39ZM130 153V152H129ZM196 153H198V152H196ZM244 153V152H243ZM251 153V152H250ZM255 153V152H254ZM4 154V153H3ZM14 154V153H13ZM19 154V153H18ZM46 154V153H45ZM49 154H51V153H49ZM54 154V153H53ZM62 154V153H61ZM65 154V153H64ZM109 154V153H108ZM246 154V153H245ZM10 155V154H9ZM12 155V154H11ZM38 155V154H37ZM71 155V154H70ZM70 155H68V156H70ZM74 155V154H73ZM175 155V154H174ZM24 156V155H23ZM27 156V155H26ZM33 156V155H32ZM62 156V155H61ZM65 156V155H64ZM67 156V155H66ZM67 156V157H68ZM124 156V155H123ZM191 156V155H190ZM192 156H194V155H192ZM245 156V155H244ZM256 156V155H255ZM17 157H18V155H17ZM16 157V158H17ZM52 157V156H51ZM127 157V156H126ZM172 157V156H171ZM229 157V156H228ZM236 157V156H235ZM242 157H243V155H242ZM12 158V157H11ZM19 158V157H18ZM69 158V157H68ZM243 158H245V157H243ZM242 158V159H243ZM248 158V157H247ZM250 158V157H249ZM252 158V157H251ZM52 159V158H51ZM55 159V158H54ZM58 159V158H57ZM13 160V159H12ZM59 160V159H58ZM66 160V159H65ZM73 160V159H72ZM239 160H241V159H239ZM246 160V159H245ZM1 161V160H0ZM24 161V160H23ZM27 161V160H26ZM61 161V160H60ZM59 161V162H60ZM103 161V160H102ZM234 161V160H233ZM251 161V160H250ZM258 161V160H257ZM16 162V161H15ZM15 162H14V164H15ZM34 162V161H33ZM55 162V161H54ZM97 162V161H96ZM249 162V161H248ZM252 162V161H251ZM254 162V161H253ZM12 163V162H11ZM22 163V162H21ZM69 163V162H68ZM103 163V162H102ZM238 163V162H237ZM243 163H247V162H243ZM242 163V164H243ZM254 163H257V162H254ZM1 164V163H0ZM13 164V165H14ZM28 164V163H27ZM57 164V163H56ZM60 164H61V162H60ZM97 164V163H96ZM236 164V163H235ZM251 164V163H250ZM253 164V163H252ZM9 165V164H8ZM21 165V164H20ZM67 165V164H66ZM69 165V164H68ZM72 165V164H71ZM134 165V164H133ZM230 165V164H229ZM232 165V164H231ZM255 165V164H254ZM7 166V165H6ZM17 166V165H16ZM26 166V165H25ZM35 166V165H34ZM47 166H48V164H47ZM150 166V165H149ZM221 166V165H220ZM226 166V165H225ZM225 166H224V168H225ZM236 166V165H235ZM249 166H251V165H249ZM9 167V166H8ZM49 168L51 167V166H48ZM53 167V166H52ZM64 167V166H63ZM246 167H248L247 165H246ZM255 167V166H254ZM15 168V167H14ZM29 168H30V166H29ZM35 168V167H34ZM57 168V167H56ZM219 168V167H218ZM228 168V167H227ZM230 168V167H229ZM239 168V167H238ZM252 169H253V167H251ZM7 169V168H6ZM24 169V168H23ZM27 169V168H26ZM39 169V168H38ZM43 169H46L45 167L43 168ZM53 169V168H52ZM57 169H59V168H57ZM242 169V168H241ZM248 169V168H247ZM249 169H250V167H249ZM251 169V170H252ZM3 170V169H2ZM22 170V169H21ZM49 170V169H48ZM56 170V169H55ZM170 170H172V169H170ZM236 171L238 170V169H235ZM240 170V169H239ZM3 171H5V170H3ZM2 171V172H3ZM17 171V170H16ZM20 171V170H19ZM39 171V170H38ZM221 171V170H220ZM228 171V170H227ZM244 171H245V169H244ZM243 171V172H244ZM249 171V170H248ZM248 171H247V173H248ZM12 172V171H11ZM24 172V171H23ZM28 172V171H27ZM26 172V173H27ZM31 172V171H30ZM29 172V173H30ZM50 172V171H49ZM132 172V171H131ZM130 172V173H131ZM134 172V171H133ZM234 172V171H233ZM242 172V173H243ZM14 173V172H13ZM17 173H20V172H17ZM44 173H46V171L44 172ZM53 173H54V171H53ZM60 173V172H59ZM148 173V172H147ZM153 173V172H152ZM235 173H237V172H235ZM246 173V172H245ZM245 173H244V175H245ZM246 173V174H247ZM31 174V173H30ZM42 174V173H41ZM47 174V173H46ZM145 174V173H144ZM230 174V173H229ZM1 175V174H0ZM7 175V174H6ZM48 175V174H47ZM151 175V174H150ZM221 175V174H220ZM222 175H223V173H222ZM227 175V174H226ZM237 175V174H236ZM13 176V175H12ZM26 176H28V175H26ZM46 176V175H45ZM53 176V175H52ZM225 176V175H224ZM9 177V176H8ZM17 177V176H16ZM54 177H55V175H54ZM227 177V176H226ZM230 177H232V176H230ZM229 177V178H230ZM50 178V177H49ZM242 178V177H241ZM249 178V177H248ZM3 179V178H2ZM30 179V178H29ZM41 179V178H40ZM53 179V178H52ZM200 179V178H199ZM221 179H222V177H221ZM244 179H246V178H244ZM6 180V179H5ZM9 180V179H8ZM7 180V181H8ZM11 180V179H10ZM12 180H14V179H12ZM15 180H17V179H15ZM14 180V183L16 182ZM39 180V179H38ZM50 180V179H49ZM62 180V179H61ZM223 180V179H222ZM233 180V179H232ZM242 180V179H241ZM60 181V180H59ZM202 181V180H201ZM264 181V180H263ZM32 182V181H31ZM45 182V181H44ZM199 182V181H198ZM237 182H238V179H237ZM5 183V182H4ZM7 183V182H6ZM13 183V182H12ZM23 183H25V182H23ZM58 183V182H57ZM201 183V182H200ZM234 183V182H233ZM241 183V182H240ZM17 184H19V183H17ZM16 184V185H17ZM21 184V183H20ZM54 184V183H53ZM83 184V183H82ZM152 184V183H151ZM244 184V183H243ZM246 184V183H245ZM14 185V184H13ZM29 185V184H28ZM51 185V184H50ZM238 185V184H237ZM240 185V184H239ZM6 186V184L4 185V187ZM244 186H246V185H244ZM249 186V185H248ZM47 187V186H46ZM51 187V186H50ZM155 187V186H154ZM240 187V186H239ZM260 187V186H259ZM16 188V187H15ZM18 188V187H17ZM22 188V187H21ZM40 188V187H39ZM45 188V187H44ZM2 189V188H1ZM35 189V188H34ZM236 189V188H235ZM249 189V188H248ZM251 189H253V188H251ZM239 190V189H238ZM241 190H242V188H241ZM245 190V189H244ZM25 191V190H24ZM34 191H36V190H34ZM162 191V190H161ZM236 191H237V189H236ZM7 192V191H6ZM11 192V191H10ZM39 191H37V193H38ZM210 192V191H209ZM239 192V191H238ZM250 192H252V194H251V196L254 194L253 193V191H250ZM40 193V192H39ZM236 193V192H235ZM245 193V192H244ZM247 193H249L248 191H247ZM26 194V193H25ZM238 194V193H237ZM6 195V194H5ZM45 195V194H44ZM53 195V194H52ZM239 195H241V193L239 192ZM242 195H243V192H242ZM249 195H250V193H249ZM259 195H261V194H259ZM18 196V195H17ZM162 196V195H161ZM206 196V195H205ZM208 196V195H207ZM218 196V195H217ZM263 196L264 195H262V199H263ZM6 197V196H5ZM29 197V196H28ZM31 197V196H30ZM50 197V196H49ZM55 197V196H54ZM200 197V196H199ZM241 197H244V196H241ZM246 197H248V196H246ZM253 197H254V195H253ZM257 197V196H256ZM7 198H8V196H7ZM14 198V197H13ZM17 198V197H16ZM44 198V197H43ZM204 198V197H203ZM217 198V197H216ZM224 198V197H223ZM202 199V198H201ZM238 199V198H237ZM239 199H240V197H239ZM238 199V200H239ZM244 199V198H243ZM242 199V200H243ZM246 199V198H245ZM249 199V198H248ZM257 199V198H256ZM261 199V200H262ZM203 200V199H202ZM206 200H208V199H206ZM205 200V201H206ZM212 200V199H211ZM216 200V199H215ZM220 200V199H219ZM218 200V201H219ZM236 200V199H235ZM247 200V199H246ZM252 200V199H251ZM253 200H254V198H253ZM25 201V200H24ZM42 201V200H41ZM48 201V200H47ZM43 202V201H42ZM93 202V201H92ZM164 202H165V200H164ZM207 202V201H206ZM209 202H211V201H209ZM208 202V203H209ZM243 202V201H242ZM16 203V202H15ZM21 203V202H20ZM19 203V204H20ZM207 203V205H209ZM215 203V202H214ZM213 203V204H214ZM220 203H221V201H220ZM246 203V202H245ZM254 203V202H253ZM258 204V202L256 201L255 202V204ZM10 204V203H9ZM48 204V203H47ZM168 204V203H167ZM242 204V203H241ZM254 204V205H255ZM260 204V203H259ZM22 205V204H21ZM44 205H46V204H44ZM216 205H221V204H219V202H218V204H216ZM251 205V204H250ZM263 205V204H262ZM6 206V205H5ZM211 206V205H210ZM212 206H214V205H212ZM259 206V205H258ZM189 207V206H188ZM219 206H217L216 208H218ZM4 208V207H3ZM193 208V207H192ZM209 207H207L206 208V210L208 209ZM212 208V207H211ZM220 208V207H219ZM205 209V208H204ZM236 209V208H235ZM193 210V209H192ZM147 211V210H146ZM211 211H212V209H211ZM215 211V210H214ZM220 211V210H219ZM126 212V211H125ZM201 212H202V210H201ZM209 212V211H208ZM105 213V212H104ZM204 213V212H203ZM210 213V212H209ZM212 213V212H211ZM219 213V212H218ZM22 214V213H21ZM20 214V215H21ZM216 213H214V215H215ZM15 215V214H14ZM19 215V214H18ZM24 215V214H23ZM130 215V214H129ZM193 215V214H192ZM205 215V214H204ZM209 215V214H208ZM212 215V214H211ZM225 215V214H224ZM191 216V215H190ZM222 216V215H221ZM18 217V216H17ZM129 217V216H128ZM198 217H199V215H198ZM201 217V216H200ZM209 217V216H208ZM223 217V216H222ZM221 217H219V219H220ZM25 219V218H24ZM129 219H130V217H129ZM196 219V218H195ZM195 219H194V223H196L195 222ZM216 219V218H215ZM218 219V218H217ZM218 219V220H219ZM222 219V218H221ZM220 219V220H221ZM191 220V219H190ZM198 220H200V219H198ZM202 220H204V219H202ZM206 220V219H205ZM226 220V219H225ZM228 221H230L229 219H227ZM208 221V220H207ZM38 222V221H37ZM139 222V221H138ZM202 222V221H201ZM227 222V221H226ZM225 222V223H226ZM15 223V222H14ZM193 223V224H194ZM209 223H210V221H209ZM218 223V222H217ZM220 223H222V222H220ZM224 223V224H225ZM6 224V223H5ZM213 224V223H212ZM224 224H222V225H224ZM232 224V223H231ZM9 225V224H8ZM101 225V224H100ZM210 225V224H209ZM219 225V224H218ZM39 226V225H38ZM193 226V225H192ZM201 226V225H200ZM230 224H229V228H230ZM14 227V225L12 226V228ZM196 227V226H195ZM199 227V226H198ZM206 227V226H205ZM217 227V226H216ZM222 227V226H221ZM226 227H227V225H226ZM102 228V227H101ZM202 228H204V227H202ZM207 229H208V227H206ZM103 229V228H102ZM209 230V229H208ZM226 230H227V228H226ZM14 231V230H13ZM181 231V230H180ZM203 231V230H202ZM228 231V230H227ZM5 232V231H4ZM7 232V231H6ZM10 232V231H9ZM205 233V232H204ZM201 234H203V233H201ZM209 234V233H208ZM5 235V234H4ZM105 236V235H104ZM3 237H5V236H3ZM206 237V236H205ZM103 238V237H102ZM2 239V238H1ZM101 244V243H100ZM103 244V243H102ZM89 248V247H88ZM87 249V248H86ZM92 250V249H91ZM98 251V250H97ZM104 251V250H103ZM92 252V251H91ZM113 253V252H112ZM83 254H86V253H83ZM172 254V253H171ZM100 255V254H99ZM98 255V256H99ZM113 255H114V253H113ZM127 255V254H126ZM93 256V255H92ZM89 258H90V256H88ZM174 257V256H173ZM85 258V257H84ZM104 258V257H103ZM116 258V257H115ZM170 258V257H169ZM30 259H31V257H30ZM93 259H94V257H93ZM102 259V258H101ZM120 259V258H119ZM180 259V258H179ZM126 260V259H125ZM130 260V259H129ZM173 261V263H174V260H172ZM118 262H120V261H118ZM123 262V261H122ZM177 262H178V259H177ZM29 263V262H28ZM105 263H106V261H105ZM104 262H103V264H105ZM111 263V262H110ZM183 263V262H182ZM100 264V263H99ZM102 264V263H101ZM174 264H176V263H174ZM177 264H179V263H177ZM187 264V263H186Z\"/></svg>",
	"mask_w": 264,
	"mask_h": 264
}]
</instances>
